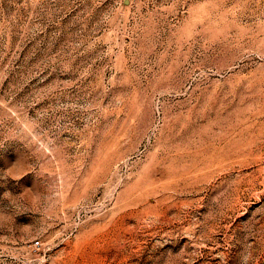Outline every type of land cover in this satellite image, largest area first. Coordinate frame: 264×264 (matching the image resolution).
Here are the masks:
<instances>
[{"label":"rangeland","instance_id":"374dc122","mask_svg":"<svg viewBox=\"0 0 264 264\" xmlns=\"http://www.w3.org/2000/svg\"><path fill=\"white\" fill-rule=\"evenodd\" d=\"M0 264H264V0H0Z\"/></svg>","mask_w":264,"mask_h":264},{"label":"built area","instance_id":"2783aa9c","mask_svg":"<svg viewBox=\"0 0 264 264\" xmlns=\"http://www.w3.org/2000/svg\"><path fill=\"white\" fill-rule=\"evenodd\" d=\"M36 244L38 243V242H35Z\"/></svg>","mask_w":264,"mask_h":264}]
</instances>
